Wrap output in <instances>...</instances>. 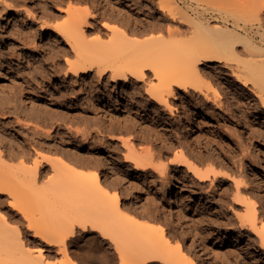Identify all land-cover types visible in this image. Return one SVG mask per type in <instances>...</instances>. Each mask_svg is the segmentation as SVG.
I'll return each mask as SVG.
<instances>
[{"label": "bare ground", "instance_id": "obj_1", "mask_svg": "<svg viewBox=\"0 0 264 264\" xmlns=\"http://www.w3.org/2000/svg\"><path fill=\"white\" fill-rule=\"evenodd\" d=\"M37 2L41 3L38 10L41 13L39 18L30 9L24 10V13L15 10L16 7L18 8L17 3L12 5L7 0H0V17L6 16L3 19L7 22L12 20L11 15L20 18L19 27L18 29L15 27L16 32L11 35V40L17 42L21 51L29 50L42 34H46L49 36L48 40L53 41V45L48 48L49 52L46 51V47L45 51L48 55L65 56L66 68L63 76L71 73L76 78L96 69L95 73L101 81L102 76L108 72L107 77L110 82L115 84L122 82V97L127 102L132 101L135 96L147 100L148 108L144 110L147 119L141 118L143 115L139 120L127 118L125 125L120 126L118 123L116 128L112 122L108 121L107 124L103 120L101 121L103 127L99 129L102 134L106 132L113 134L118 131L134 134L133 141L129 138L110 136L115 141L120 140L123 144L121 146L128 151L124 160L131 161L133 168L141 171V174L147 175L149 170H153L162 176V180L166 181L169 178L167 171L169 165L155 164L156 153L152 148L142 150L143 153L137 155L135 147L136 143L152 137L170 144L178 142L175 141L177 138L168 122L166 124L165 121L163 122L165 127L162 129L157 127L158 124L154 125L153 129L143 125L144 122H148V118L151 121H160L157 116L160 111L169 114L175 112L176 108L171 105L170 100H177L181 96L182 104L188 100L187 104L190 102L194 108H197L198 106L191 99L193 95L202 96L201 98L206 101L217 104L219 99L224 97L225 105L231 114L230 119L236 123L246 124L241 120L230 94L223 96L224 91L220 84L213 82L205 73L213 63L226 68L232 80L241 86L240 91H235L234 95L245 98V95H249L247 99L254 103L258 102L259 108L264 110V0H160L158 4L162 21L155 23L157 29H161L162 24L165 23L169 37L150 50L142 49V46L131 38L145 30L144 22H141L136 15L121 12L110 0H95L91 8L85 10L74 7L71 1H68L66 10L60 7L50 8V0H37ZM102 10L111 17L109 19L111 23L105 20L100 22L103 19ZM62 12L67 16L64 21L49 24V19L60 16ZM23 14L25 17L22 16ZM24 19L31 23V30L27 29L29 30L27 32L23 28ZM102 29L108 36L105 48V44L98 47L97 43H101L99 36L94 37L99 42L93 38L88 39L90 33L101 36ZM5 38L7 39V36H4ZM92 40L95 41L96 48ZM34 48L36 47L33 46L32 51H35ZM2 54L3 52L0 51V55ZM165 54L169 55L165 57ZM164 61L166 63L162 65ZM140 83L143 85L140 86ZM130 85H133V88H130L131 92L127 91ZM133 106L137 109L141 108L135 102ZM14 112L17 115L15 121L23 126L25 122L20 119L21 114L35 118H40L42 115L36 108L27 110L24 106L14 108ZM192 115L194 114L191 112H187L186 115L190 117L186 122L190 133L193 130L192 125L196 123ZM261 115H264V112ZM8 116L6 113L0 115L2 119ZM32 131L34 136H39L40 131L44 130H39L34 124ZM45 131L47 133V130ZM0 145L4 146L2 142ZM9 145L4 150L2 148L0 150V207L3 204L2 198L6 196L10 199L7 205L12 215L20 214L26 217L25 207L16 199L27 188L32 187L35 188L33 203L38 204L44 200L47 214L51 216L46 218H53V214H58L60 221L56 226L51 224L52 231L45 232L34 230L36 226L30 223L28 229L34 230L32 237L45 244L44 247L41 244L39 247L31 248L29 247L31 242L25 240L24 235L15 229V226H9L8 218L0 211V264H196L191 258L192 249H196L197 258L203 264H215L210 257L209 246L198 243V239L191 231L189 220L182 214L181 209L179 210L178 205L181 203H178V198L173 202L174 215L177 224H180L184 230L183 236L189 240L187 247L180 240H176V244L173 245L167 238L164 227H161L156 234L137 214V216L132 215L134 220L125 217L128 211L123 208L121 194L113 191L111 185H107L108 183L106 184L102 179L104 163L100 158L97 167L88 171L75 168L68 154L62 150L59 151L58 159L48 158L31 145L33 153L38 154L40 158L33 163L32 168H26L23 164L30 159V149H25L24 145ZM187 148L189 154L193 155V147L191 148L190 145ZM178 152L180 153L173 155L174 158L172 157L170 162L175 166L186 168L198 183L206 181L213 183L220 177L231 183L234 190L232 199L243 207L242 212L236 214L240 226L251 230L257 236L260 247L264 249V217L260 216L257 200L247 192L246 180L242 175L236 177L235 174L217 170L213 164L203 167L201 164L204 160L201 159H198L202 166L199 167L186 158L184 151L179 149ZM258 157L263 160L262 156L258 155ZM17 158L21 160V171L18 177L12 178L13 174L8 162ZM206 159L209 161L211 158ZM46 166L52 172L49 177L52 182L51 188L48 191H38L36 183ZM249 177L253 178V175L249 173ZM159 207L161 206H157L156 209ZM48 225L50 223L45 225L44 229H47ZM77 228L85 234L83 238L80 237L81 240L76 237ZM99 241L103 244H99ZM53 247L60 257L57 262L50 263L51 260L49 262L44 253L48 252L51 255L54 252ZM110 249L114 251L111 253Z\"/></svg>", "mask_w": 264, "mask_h": 264}, {"label": "rangeland", "instance_id": "obj_2", "mask_svg": "<svg viewBox=\"0 0 264 264\" xmlns=\"http://www.w3.org/2000/svg\"><path fill=\"white\" fill-rule=\"evenodd\" d=\"M50 1V8L60 7L62 10H66L68 1H71L74 7L83 10L91 8L90 6L95 3V0ZM159 1L110 0L121 12L136 15L141 22H144L145 30L131 37L144 50L154 49L160 41H165L169 37L166 33L167 25L165 23L162 24L161 29L156 27L155 21H162ZM7 2L12 3V5L17 3L18 8L16 7L15 10L22 11V13L24 10L30 9L38 18L41 16L38 11L41 3L37 0H7ZM102 14L103 19L100 22L103 20L110 22L111 17L103 10ZM22 16L25 17L24 14ZM3 17L6 18V16ZM3 17H0V37L2 36L0 38V51L3 52L0 55V115L6 113L9 116L6 119L0 117V141L4 144V146L0 145V150L1 148L4 150L9 144L24 145L25 149L29 148L30 159L23 164L26 168H32L33 163L40 158L38 154L33 153L31 145L48 158L58 159L59 151L62 150L68 154L75 168L88 171L94 170L98 163L103 161L102 179L106 184L108 183L107 185H111L109 186L113 191L121 194L123 208L128 211V215L125 216L127 219L134 220L132 215H138L142 222L150 226V229L156 234L159 233L161 227H164V232L173 245L176 244V240H180L187 247L189 240L183 236L184 230L180 224H177L174 215L175 205L173 202L178 198V203H181L178 205L179 210L181 209L182 214L189 220L191 231L198 239V243L209 246L210 257L215 264H264V249L260 247L257 236L251 230L240 226L236 214L242 212L243 207L236 204L232 199L231 195L234 190L231 183L220 177L216 182L206 181L200 184L186 168L175 166L170 162L174 158L173 155L180 153L178 152L180 149V151H184L187 159L199 167H207V165L213 164L217 170L235 174L236 177L242 175L246 180L247 192L251 193L250 195L257 200L260 216L264 217V115H261L264 110L259 108L258 102L249 101L247 99L249 95H245L246 98L241 95H234L235 91H240L241 86L232 80L226 68L213 63L210 68L205 70V73L213 82L220 84L224 91L223 96L230 94V97L234 99L236 109L241 120L245 121V125L243 122L236 123L230 119L231 114L225 105L224 97L220 98L217 104L213 101H206L198 95H193L191 98L192 102L194 101L198 106L197 108H194L190 102L187 104L188 100L182 104V97L180 96L177 100H170L171 105L176 108L175 112L169 114L160 111L161 113L157 114L160 121H151L148 118V122L143 123L145 127H152L151 129L158 124L157 127L162 129L168 122L177 138L175 141L178 142L175 144L160 142L155 137L146 138V141L136 143L137 155H141L142 150L152 148V151L156 153L155 164L169 165L167 169L169 180L164 181L162 176L153 170H149L147 175L135 170L131 161L126 162L124 160L125 154L128 153L126 148L121 146L120 140L116 139L115 141L111 138L113 135L112 137L115 138L118 136V138L131 140L134 134L119 133V131L113 134L99 132L103 122H107V124L108 121L109 123L112 122L116 128L118 123L120 126L125 125L127 118L139 120L140 116L143 115L141 118L145 119L147 115L144 114V110L148 108L147 100L135 96L132 101L127 102L122 97V82L116 84L110 82L107 77L108 72L103 75L104 77L102 76L101 81L98 80L95 73L96 69L76 78L71 73H68V76H63V71L66 68L65 56L48 55V48L53 45V41L48 40V35L42 34L38 39L39 41L36 40L34 45H30L32 48L33 46L36 47L34 48L35 51H32L31 47L29 50L21 51L17 42L11 40V35L16 32L15 27L17 29L19 27L20 18H14V15H11L10 19L12 20L7 22ZM66 17L65 12H62L60 16L48 21L49 24L53 25L54 22L61 23ZM30 24L29 20H23L24 31L31 30ZM104 32L105 30L102 29L101 36L97 33H90L88 39H95L99 36L102 44L97 43V45L102 47L105 44V48L108 36ZM95 35L97 36L95 37ZM4 36H7V39H4ZM183 37L186 38L185 35ZM99 40L96 41L99 42ZM92 43L95 44L96 48L95 41L92 40ZM165 55L167 57L169 54ZM164 63L166 61L161 64ZM147 73L151 75V73ZM142 85L143 83H140V86ZM130 88L132 89L133 85H130L127 91L131 92ZM134 102L143 108L137 109L133 106ZM12 106L16 109L24 106L27 110L36 108L41 111L43 116L35 118L21 114L20 119L28 123V125L24 123L23 126V124H18L15 121L17 115ZM187 112L194 114L192 116L196 122L192 125L191 133L186 123L187 119L190 118L186 117ZM80 116L81 118H79ZM101 121L103 122L101 123ZM29 123L33 124L29 125ZM34 124L39 130H44L40 131L39 136L33 134ZM88 134L92 135L88 137ZM190 145L191 148L193 147V155L187 151V147ZM258 155L262 156L263 160ZM207 157L211 159L208 161ZM198 159L204 160V163L201 164ZM8 165L13 174L12 178L18 177L21 171V160L19 158L13 159L8 162ZM51 173L48 166L42 169V176L36 183L38 191H48L51 188L52 182L49 180ZM249 173L255 179L250 178ZM34 190L35 188L32 187L27 188L16 199L25 207L26 217L20 214L12 215V211L7 205L10 199L6 196L2 198L3 204L0 207V211L8 218L9 226H15V229L21 231L25 240L31 242L30 246L28 245L31 248L39 247L41 244L44 247L45 244L43 245L39 239L32 237L33 229H28L30 223L36 226L34 230L45 232L47 230L52 231L53 226L51 224L56 226L60 221V219L58 221V214V216L53 214V218H50V214L48 215V211H46L47 208L45 209L47 205H44V200H42L44 201L43 204L42 201L38 204L33 203ZM159 205L161 207L156 209ZM47 216H50L51 220L46 218ZM46 222L50 225L44 229L47 225ZM96 235L98 234L96 233ZM84 236L85 234L77 228L76 237L81 240ZM100 241L98 243L103 244ZM52 249L54 252L51 255L48 252L44 253L47 256L46 259L51 260L50 263L57 262L60 257L56 253V248L53 247ZM110 251L112 253L114 250L110 249ZM190 252L191 258L196 264H203L197 258L196 249H192Z\"/></svg>", "mask_w": 264, "mask_h": 264}]
</instances>
